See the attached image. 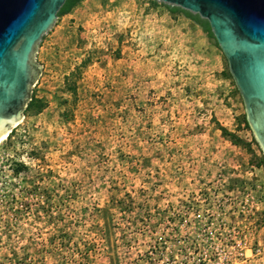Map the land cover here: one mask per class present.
Here are the masks:
<instances>
[{
    "label": "rangeland",
    "instance_id": "1",
    "mask_svg": "<svg viewBox=\"0 0 264 264\" xmlns=\"http://www.w3.org/2000/svg\"><path fill=\"white\" fill-rule=\"evenodd\" d=\"M0 143V264H264V156L208 22L65 0Z\"/></svg>",
    "mask_w": 264,
    "mask_h": 264
},
{
    "label": "water",
    "instance_id": "2",
    "mask_svg": "<svg viewBox=\"0 0 264 264\" xmlns=\"http://www.w3.org/2000/svg\"><path fill=\"white\" fill-rule=\"evenodd\" d=\"M205 19L264 156V0H157ZM65 0H0V138L21 120L41 72L35 53Z\"/></svg>",
    "mask_w": 264,
    "mask_h": 264
},
{
    "label": "bare ground",
    "instance_id": "3",
    "mask_svg": "<svg viewBox=\"0 0 264 264\" xmlns=\"http://www.w3.org/2000/svg\"><path fill=\"white\" fill-rule=\"evenodd\" d=\"M8 134L9 132L6 135H4L2 138H0V143L8 136Z\"/></svg>",
    "mask_w": 264,
    "mask_h": 264
},
{
    "label": "trees",
    "instance_id": "4",
    "mask_svg": "<svg viewBox=\"0 0 264 264\" xmlns=\"http://www.w3.org/2000/svg\"><path fill=\"white\" fill-rule=\"evenodd\" d=\"M60 10H61V8H60ZM60 10H59V11H60ZM59 11H58V12H59Z\"/></svg>",
    "mask_w": 264,
    "mask_h": 264
}]
</instances>
